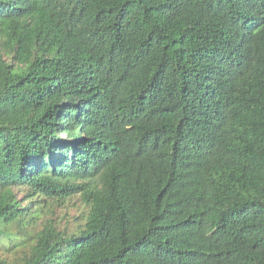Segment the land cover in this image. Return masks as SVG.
<instances>
[{"label": "trees", "instance_id": "obj_1", "mask_svg": "<svg viewBox=\"0 0 264 264\" xmlns=\"http://www.w3.org/2000/svg\"><path fill=\"white\" fill-rule=\"evenodd\" d=\"M0 264H264V0H0Z\"/></svg>", "mask_w": 264, "mask_h": 264}, {"label": "rangeland", "instance_id": "obj_2", "mask_svg": "<svg viewBox=\"0 0 264 264\" xmlns=\"http://www.w3.org/2000/svg\"><path fill=\"white\" fill-rule=\"evenodd\" d=\"M62 136V135H61ZM25 193L23 191L18 192V197L22 198V203H24L23 196ZM46 204V205H45ZM44 206V210H48L49 203L42 202V199L39 202H36V206ZM79 206L78 197H73L68 201L65 207H55L52 213H48L47 216L52 217L55 219V222L61 225V227L67 226L69 228H73L75 225L78 224L79 221L75 219L78 215L77 207Z\"/></svg>", "mask_w": 264, "mask_h": 264}]
</instances>
